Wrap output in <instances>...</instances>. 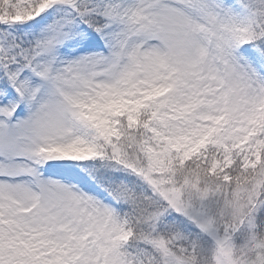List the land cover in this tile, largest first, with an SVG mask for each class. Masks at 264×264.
Instances as JSON below:
<instances>
[{
  "label": "snow or ice",
  "instance_id": "obj_1",
  "mask_svg": "<svg viewBox=\"0 0 264 264\" xmlns=\"http://www.w3.org/2000/svg\"><path fill=\"white\" fill-rule=\"evenodd\" d=\"M0 264H264V0H0Z\"/></svg>",
  "mask_w": 264,
  "mask_h": 264
}]
</instances>
